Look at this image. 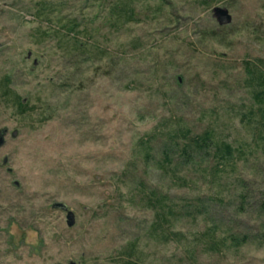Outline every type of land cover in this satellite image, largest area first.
<instances>
[{
    "label": "rangeland",
    "instance_id": "374dc122",
    "mask_svg": "<svg viewBox=\"0 0 264 264\" xmlns=\"http://www.w3.org/2000/svg\"><path fill=\"white\" fill-rule=\"evenodd\" d=\"M263 61L264 0H0V264H264Z\"/></svg>",
    "mask_w": 264,
    "mask_h": 264
},
{
    "label": "trees",
    "instance_id": "16d2710c",
    "mask_svg": "<svg viewBox=\"0 0 264 264\" xmlns=\"http://www.w3.org/2000/svg\"><path fill=\"white\" fill-rule=\"evenodd\" d=\"M130 11L128 8H126V4L117 3L112 12V16L120 22V19L126 15V12ZM76 25L73 21H67L64 24H62L60 27L57 26L56 33L59 34L62 38L70 39L67 40L69 43L72 42V49L81 48L85 45L83 43V40H80V38L77 36L80 32L75 30ZM87 45L84 47L86 48ZM83 48V49H84ZM264 61L262 63H258L254 68L256 69V76H257V84L261 87L260 91L255 92L257 94V97L255 101L257 103H262L264 99ZM245 68H247L248 72H250L251 75H253V72L250 71V67L247 65ZM259 93V94H258ZM263 97V99L261 98ZM16 101V106H18L20 112L26 111V104H23V101H20L17 96L14 97ZM183 133V132H182ZM190 132L185 131L184 137H186L187 142H184L181 152L183 155H187L188 151H195V150H202V148L205 150L209 146L213 148V153L219 155L222 158H229L232 156L233 148L230 144L215 141L213 138V134L211 131H205L201 135L198 136H189ZM190 153V152H189ZM161 210H163V206L161 205ZM169 210V209H168ZM171 211V210H170ZM164 212V211H163ZM162 214L164 215V213ZM193 242H195V245H201L206 246L210 250H216L220 251V249L225 246V240L224 238H219L214 230L207 229L204 232H201L199 235L197 234L192 238Z\"/></svg>",
    "mask_w": 264,
    "mask_h": 264
},
{
    "label": "water",
    "instance_id": "95a60500",
    "mask_svg": "<svg viewBox=\"0 0 264 264\" xmlns=\"http://www.w3.org/2000/svg\"><path fill=\"white\" fill-rule=\"evenodd\" d=\"M214 15L219 25H226L231 21V16L228 14L227 10L222 8H214ZM52 207L60 208L66 212V224L72 226L74 223V215L71 211H68L64 204L62 203H53ZM69 264H74L73 262Z\"/></svg>",
    "mask_w": 264,
    "mask_h": 264
}]
</instances>
